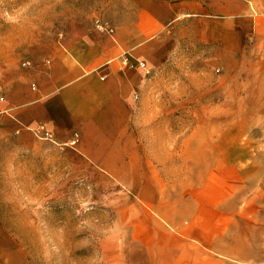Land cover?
Listing matches in <instances>:
<instances>
[{
    "label": "crops",
    "instance_id": "1",
    "mask_svg": "<svg viewBox=\"0 0 264 264\" xmlns=\"http://www.w3.org/2000/svg\"><path fill=\"white\" fill-rule=\"evenodd\" d=\"M100 1L4 71L0 156L54 145L95 188L124 189L105 264H264V0ZM171 47L206 61L220 97L189 106L187 132L165 115L186 101H150L158 80L139 67L154 74Z\"/></svg>",
    "mask_w": 264,
    "mask_h": 264
},
{
    "label": "rangeland",
    "instance_id": "2",
    "mask_svg": "<svg viewBox=\"0 0 264 264\" xmlns=\"http://www.w3.org/2000/svg\"><path fill=\"white\" fill-rule=\"evenodd\" d=\"M85 8H92L86 0H0V79L13 61L24 65L30 55L60 39L69 9ZM192 50L171 47L154 74L139 63L145 76L152 75L151 84L158 80L150 101H186L180 108H165V115L181 118V132L188 131V116L194 115L189 106L220 99L212 90L214 81L202 76L209 66ZM227 110L230 117L251 113ZM177 121L164 124V133ZM41 151L18 152L12 146L0 156V264H105L99 243L112 221L110 202L124 189L95 188L81 173L70 171L60 148L47 145Z\"/></svg>",
    "mask_w": 264,
    "mask_h": 264
},
{
    "label": "built area",
    "instance_id": "3",
    "mask_svg": "<svg viewBox=\"0 0 264 264\" xmlns=\"http://www.w3.org/2000/svg\"><path fill=\"white\" fill-rule=\"evenodd\" d=\"M97 28L99 29V30H103V31H106L107 30V32L108 33H113V31L112 30H110V29H105V28H103L101 25H99L98 24V26H97ZM140 66L142 67V68H145V65L142 63V64H140ZM40 133H42L43 134V139H50L51 138V135L48 133V132H46L45 131V129L43 128V127H41V128H39V130H38Z\"/></svg>",
    "mask_w": 264,
    "mask_h": 264
}]
</instances>
